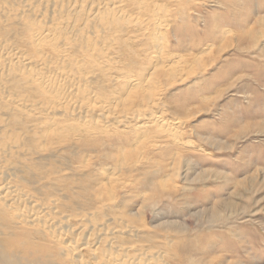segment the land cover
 I'll return each instance as SVG.
<instances>
[{
  "label": "rangeland",
  "instance_id": "obj_1",
  "mask_svg": "<svg viewBox=\"0 0 264 264\" xmlns=\"http://www.w3.org/2000/svg\"><path fill=\"white\" fill-rule=\"evenodd\" d=\"M34 1L23 14V0H0V51L54 65L0 74V178L19 192L0 201V264H76L50 225L91 215L84 238L102 223L130 229L112 242L135 264H264V0H115L96 23L79 0ZM51 19L70 49L36 47L32 33ZM59 81H75L69 98L84 107L98 106L90 93L129 119L105 127L101 110L80 122L67 105L55 115L67 97L49 91ZM159 113L170 125H152ZM31 199L57 221L23 226L38 217ZM7 241L17 257H4ZM98 252L100 262L122 256L104 241Z\"/></svg>",
  "mask_w": 264,
  "mask_h": 264
},
{
  "label": "bare ground",
  "instance_id": "obj_2",
  "mask_svg": "<svg viewBox=\"0 0 264 264\" xmlns=\"http://www.w3.org/2000/svg\"><path fill=\"white\" fill-rule=\"evenodd\" d=\"M16 1V0H15ZM24 1V3H25V5H24V8L22 9V10H20L21 11V13H29V12H31V10H32V2L34 1V0H23ZM44 1H46V0H44ZM43 1V2H44ZM50 1V0H49ZM78 1V0H77ZM79 1H81V3L82 4H84V5H87L88 4V6H87V8H86V19H87V21L88 22H98V20H100V17L102 16L101 14H100V11H101V7H102V5H107V4H109V3H112V2H114L115 0H79ZM8 2V1H7ZM35 2V1H34ZM47 3H48V0L46 1ZM63 3H64V0H63ZM66 3V2H65ZM53 4V3H52ZM68 5V4H67ZM8 7V6H7ZM43 7H45V5H43ZM47 7V6H46ZM78 6H76V5H72V6H70L68 9H67V11L66 12H68V15L69 16H73V14L75 15L77 12H78ZM64 10V9H63ZM80 13V12H79ZM32 14H29V16H31ZM61 15V14H60ZM59 15V17H60V19H59V17H58V21L56 20V22H59L60 20H61V18H63L64 17V14L63 15H61L60 16ZM43 16V15H42ZM42 16H40V17H42ZM3 17H6V16H3ZM24 17H26L25 15H24ZM28 17V16H27ZM104 17V16H103ZM70 18V17H69ZM23 19V18H22ZM41 18H39L38 17V20L39 21H41L40 20ZM54 19V18H53ZM53 19H51V21L53 20ZM56 19V18H55ZM66 19V18H65ZM28 20V19H27ZM64 20V19H63ZM69 20V19H68ZM29 21V20H28ZM45 21H46V19H45ZM54 21V20H53ZM55 21H54V24H52L53 26H49V24L47 25V27L46 28H44V23H43V31H40V32H36V33H32L33 35H32V38H33V40H34V43H36V47H37V45H40V43L42 42H44V41H46V44H47V42L49 43V45H50V42H51V44H53L52 46H54L55 44V48L54 49H57L58 48V42H56V40L58 39L59 41H60V43H61V45H63V46H65L67 49H70L69 47H70V45H74V43H70V42H68V40L69 39H65L64 37H59V36H57L56 37V34L54 33V31H55V29H56V23ZM33 24V23H32ZM91 24V23H90ZM98 24V23H97ZM34 25V24H33ZM51 25V24H50ZM36 26V25H35ZM97 26V25H96ZM34 27V26H33ZM63 26H60L59 27V29H61ZM42 29V28H41ZM85 29V28H84ZM83 29V30H84ZM158 29H161L160 27H158ZM157 28H156V31L158 30ZM32 30V29H31ZM33 30H34V28H33ZM37 30H39V29H37ZM36 30V31H37ZM68 31H73V27H72V25H67L65 28H64V32H67L68 33ZM80 31H82V29L80 30ZM80 31H78V32H80ZM160 31V30H159ZM67 33H65V35L67 34ZM62 34H64L63 32H62ZM77 35V34H76ZM75 37V36H74ZM78 37V36H77ZM80 37H81V35H80ZM116 38V37H115ZM76 39V38H75ZM79 40V39H78ZM77 40V41H78ZM70 41V40H69ZM80 41V40H79ZM6 42V41H5ZM53 42V43H52ZM73 42H75V41H73ZM41 43V44H42ZM82 43V42H81ZM76 44V43H75ZM84 45V44H83ZM82 45V46H83ZM42 46V45H41ZM81 46V45H80ZM81 46V47H82ZM85 46V45H84ZM46 47V46H45ZM52 48V47H51ZM78 48V47H77ZM34 49V48H33ZM39 49V48H38ZM74 49V48H73ZM79 49V48H78ZM241 49V48H240ZM45 51V50H44ZM27 53V52H26ZM11 54H13V58L10 60V59H8V57L11 55ZM38 54V53H37ZM42 54V53H41ZM0 55H1V57H2V59H3V62H0V74H5L6 73V71L8 72V70L10 71V68H12V67H16V66H18V67H25V68H30V67H32V66H34L36 63H39L40 65H43V66H45V67H47L50 71H53V69H54V65H50L47 61H46V59L44 60V61H41V60H39V61H35V59H33L31 56L30 57H27V55L25 56V54H21V53H16V50L14 49V48H9V49H6V48H3L2 47V49H1V51H0ZM155 59V58H154ZM153 59V60H154ZM156 60V59H155ZM10 62V63H9ZM157 62V61H156ZM154 64V63H153ZM160 64V63H159ZM200 64V63H199ZM168 68V67H167ZM171 68V67H170ZM179 68V67H178ZM34 80H36V77L35 78H33ZM152 82V81H151ZM149 85V84H148ZM151 85V84H150ZM81 88V87H80ZM54 89H57V90H59V92H57V94H59V96L61 95V92L64 94V95H66L67 97L66 98H60V100L59 101H57V102H55V104L56 103H58L59 105V107L58 108H55L53 105L52 106H50V111L51 112H53L55 115H57V116H59L60 114H62V113H59V111L61 112L62 110H61V108L64 106V105H67L68 106V108H71L73 111H72V115H70L69 117L71 118V117H73V118H75V117H77V120L79 119L80 120V122H88L87 121V119H90V118H86V116L87 115H90V114H99V116H96V117H98V120H100V117H102V116H104V118L107 120L106 121V124H105V127L107 126V122L110 120V119H114L115 120V122L114 123H120L121 121H123L124 119L126 120L127 118H125V117H123L122 115H121V117L120 116H118V114H120V113H118V114H116L115 113V111H114V105H112L113 103L112 102H110V103H106V102H104V101H100V102H98L100 99H98V97H95V96H92L90 93H89V95L91 96V97H94L93 98V101H95L96 103H97V105L98 106H96L95 104H92V105H90V106H87V107H84L81 103H80V101H75L74 100V98L73 99H70L71 98V96H73L74 95V93L76 92V90L77 89H79V88H77V84L75 85V81H72L71 83H69V84H67V83H62L61 81H59L58 83H56L55 85H54V88L53 87H51L50 89H49V91H51V92H55V90ZM84 89V88H83ZM87 89V88H86ZM78 91V90H77ZM12 92V91H11ZM14 92V91H13ZM56 93V92H55ZM146 93V92H145ZM3 94V93H2ZM5 95V94H4ZM10 95V94H9ZM63 95V96H64ZM77 95V94H76ZM5 96H8V95H5ZM11 96H13V95H11ZM49 96V95H48ZM57 96V95H56ZM70 97V98H69ZM5 97L3 96V95H0V99H4ZM49 98V97H48ZM78 99V98H77ZM76 99V100H77ZM112 99V98H111ZM114 99V98H113ZM116 99V98H115ZM45 100H46V98H45ZM51 100H52V98H51ZM62 100H65V103L66 104H64L63 103V101ZM10 101H11V105L13 104V105H16L17 103H18V101H16V100H14V99H10ZM47 101V100H46ZM53 102V101H52ZM28 102L26 101V102H22V106L24 107V109L25 108H29V111H35L36 110V106H33V105H31V104H29V103H32V102H30L29 101V103L27 104ZM49 103V102H48ZM117 103V102H116ZM2 104V103H1ZM4 104V103H3ZM6 104V103H5ZM50 104H52L51 102H50ZM57 106V105H56ZM6 107V106H5ZM78 109H80L81 111H83L84 109H85V111L84 112H77V110ZM101 110H104L106 113H108V114H110V115H108V114H104V115H102L101 116ZM155 110H159V108L158 109H155ZM145 112V111H144ZM151 112V111H150ZM159 112V111H158ZM35 113V112H34ZM33 113V114H34ZM65 113V112H64ZM149 113V112H148ZM155 113H157V112H155ZM162 113V112H161ZM145 114V113H144ZM160 114V113H159ZM158 114V115H159ZM157 115V114H156ZM28 116V115H27ZM140 116H144L143 114H141V112L138 114V116H136V117H140ZM153 116V115H152ZM155 116V115H154ZM59 117H61V116H59ZM68 117V116H67ZM69 118V119H70ZM86 118V120H84ZM124 118V119H123ZM154 119H155V121L154 122H152V125L153 126H160V125H165V126H168V125H170L167 121H165L164 119V117H163V115L162 114H160L159 116H156V117H153ZM164 118V119H163ZM97 119V118H96ZM129 119V118H128ZM127 119V120H128ZM93 120V119H92ZM103 120V119H102ZM124 120V121H125ZM138 120H140V119H135L134 121H138ZM64 121H66V120H64ZM68 121V120H67ZM91 122H93V121H91ZM94 122H96L97 123V121H94ZM90 124V123H89ZM100 124V123H99ZM180 124V123H179ZM85 125H87V124H85ZM94 125V124H93ZM98 125V124H97ZM151 125V126H152ZM91 127H92V124L90 125ZM104 127V128H105ZM174 127V126H173ZM140 128H142V129H144L145 128V130H146V128H147V126H141ZM161 128V127H160ZM162 129V128H161ZM164 129V128H163ZM171 129V128H170ZM54 136V135H53ZM177 136V135H176ZM40 141V140H39ZM44 141V140H43ZM38 147V146H37ZM45 147V146H44ZM44 147H43V149H44ZM21 148V147H20ZM48 148V147H47ZM58 148V147H57ZM22 149V148H21ZM46 149V148H45ZM11 150V149H10ZM1 151V150H0ZM4 153V152H3ZM2 153V154H3ZM8 153H9V151H8ZM41 153V152H40ZM0 154H1V152H0ZM5 155H7V154H5ZM1 156V155H0ZM2 157V156H1ZM4 157V156H3ZM2 159V158H1ZM1 161H3V160H0V162ZM3 165V163H0V168H1V166ZM5 165V167H4V169L6 168V166H8V164H4ZM13 168V167H12ZM12 168H10V169H12ZM9 168H8V170L6 171V172H8L9 170H10ZM0 170H2V169H0ZM14 170V169H13ZM12 171V170H11ZM75 171V170H74ZM3 172V170L2 171H0V174ZM5 173V172H4ZM9 173H11L10 171H9ZM13 173V172H12ZM107 173V172H106ZM105 173V174H106ZM111 173V172H110ZM5 174H7V173H5ZM111 174H113V172L111 173ZM115 174V173H114ZM113 174V175H114ZM209 174V173H208ZM11 175V174H10ZM14 175H16V173L14 174ZM109 175V174H108ZM2 176H4V175H2ZM112 176V175H111ZM10 177V176H9ZM18 177V176H17ZM12 178V177H11ZM115 178V177H114ZM5 179V178H4ZM9 179V178H8ZM113 180V179H112ZM115 181V180H114ZM17 182V181H16ZM13 183L12 182H10V181H7V180H1V178H0V201L2 200V201H5V203H7L8 204V202L6 201V200H12L13 199V195L15 194V193H19L18 192V189L14 186V185H12ZM18 186V185H17ZM28 205H29V207L31 208V210L33 211V212H35V215L37 214L38 215V217H36L35 216V219H33V218H30V219H28L27 221H22V225L23 226H26V227H31V228H33V226H34V228H35V225L33 224V223H35L36 221H38V220H40V219H43L48 225H50V223L52 222V221H57V220H55V218H51L50 217V209H45V208H43L39 203H37L36 201H32V199L31 200H29L28 202H26ZM6 204V205H7ZM5 205V204H4ZM4 207V206H3ZM7 208L8 209H10V211L11 212H13L14 213V205H13V203H12V206H9L8 207V205H7ZM103 212V211H102ZM101 212V213H102ZM233 212V211H232ZM98 213H100V212H98ZM94 214V213H93ZM234 214V213H233ZM232 214V215H233ZM88 215V214H87ZM104 215V214H103ZM84 216H86V215H84ZM92 216H94V215H91V216H89V222H91L92 221ZM106 216H107V214H106ZM105 216V217H106ZM87 217V216H86ZM216 217V216H215ZM83 218V217H82ZM125 218V217H124ZM33 219V220H32ZM74 219H75V217H74ZM80 219H81V217H80ZM79 219V220H80ZM85 219H87V218H85ZM88 219H87V221H88ZM130 219H132V218H130ZM230 219V218H229ZM93 220H95V219H93ZM59 221V220H58ZM63 221V220H62ZM86 221V222H87ZM134 221V220H133ZM33 222V223H32ZM64 222V221H63ZM86 222H84V221H80L79 223H78V225H72V224H69V223H67L66 225H64V223L62 224L61 223V221H59V223H55L56 225H50L51 227H54L55 226V228H58V229H54L53 231H51V234L52 235H54V234H56L57 236H62L63 238H65V241H62L61 242V244H63V246H65V248H67V249H69L71 252H72V257H73V259L75 260V263L76 264H135V261H136V258L134 257V255L132 256L131 254H130V252L132 251L131 250V248L129 247V246H122V245H120V246H114L115 245V243L114 242H112V240L114 239V237L115 236H117V235H122V234H124V235H132V231L130 230V229H128V228H122L121 226V229H118V227H115V228H112V227H109L108 225H102L101 224V226H102V228L101 229H98L99 231L97 232V233H95L94 235H93V238L91 239L90 237L89 238H87V239H85L84 237L86 236V234L88 233V234H90V233H92V232H94L95 231V227L93 226V229H89V231L86 229ZM101 222H103V221H101ZM105 222V221H104ZM115 222V221H114ZM54 223V222H53ZM97 223H98V221H97ZM96 224V223H95ZM98 225H100L99 223H98ZM97 225V226H98ZM120 225H122L121 223H120ZM126 227H129V226H126ZM93 230V231H92ZM42 233L43 234H45L43 231H42ZM47 235V234H46ZM106 240V241H105ZM102 241H104L108 246H110L112 249H113V251L114 252H121L122 253V256L121 257H115V256H113V255H109V256H107L105 253V255L108 257V260L106 261V262H100V260L102 259L100 256H99V252H98V246H99V244L102 242ZM7 245V247H6V251L4 252V257L5 258H9L10 257V255H15L16 256V254H15V252H14V245L13 244H10L8 241L5 243V246ZM4 246V247H5ZM83 252H85V254L86 255H88V260L87 261H83L82 259H81V253H83ZM17 257V256H16ZM101 259H100V258ZM105 257V256H104ZM3 258V257H2ZM106 260V259H105ZM14 264H16V263H14Z\"/></svg>",
  "mask_w": 264,
  "mask_h": 264
}]
</instances>
